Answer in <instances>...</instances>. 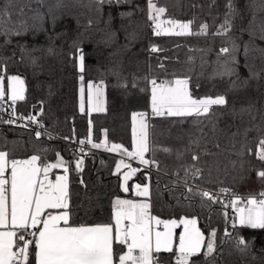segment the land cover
Masks as SVG:
<instances>
[{
    "label": "trees",
    "instance_id": "trees-1",
    "mask_svg": "<svg viewBox=\"0 0 264 264\" xmlns=\"http://www.w3.org/2000/svg\"><path fill=\"white\" fill-rule=\"evenodd\" d=\"M153 3L165 8L164 18L189 20L192 34L156 35L148 20V0L103 4L96 0H0V13H6L0 15V77L4 83L8 76L21 77L25 98L14 104L16 112H33L40 105L36 114L47 130L60 137L53 140L42 134L37 138L35 132L0 119V150L9 159L36 154L47 162L57 153L65 158L71 225L112 222L113 199L131 196L120 188L124 168L116 173V163L123 159L138 169L132 180L148 183L153 216L164 220L194 217L206 239L216 230L213 255L205 258L202 249L190 258V264H264V243L257 241L262 230L233 228L234 211L203 198L201 189L182 183L200 169L198 187L250 193L240 184L254 178L259 187L255 191H264V178L257 175L264 171V161L256 156L264 138V53L258 51L264 49L260 38L264 35V0H231V10L229 0ZM202 25L207 26L203 33ZM74 42L83 50V72L78 57L71 55L76 52ZM233 44L236 63L229 66L235 71L220 75L230 59L220 50L231 49ZM153 47L157 51H151ZM81 76L85 83L104 87V111L82 112L79 108ZM177 78H189L194 97L222 95L226 104L212 106L210 114L199 121L154 116L148 107L150 81ZM3 99L10 101L8 96ZM133 113L146 114L151 150L145 157L156 161L150 164L151 172L138 160L128 162L127 156L117 152L104 148L81 152L72 144L87 140L91 122L94 143L106 139L109 147L120 144L131 151ZM193 155L199 159L194 161ZM80 159L82 170L78 172L76 161ZM226 230L230 236H225ZM241 236L247 246H237ZM124 250L123 245L114 244L116 259ZM34 253L32 245L29 264H34ZM154 255L157 264H174L176 253L174 249Z\"/></svg>",
    "mask_w": 264,
    "mask_h": 264
},
{
    "label": "snow or ice",
    "instance_id": "snow-or-ice-1",
    "mask_svg": "<svg viewBox=\"0 0 264 264\" xmlns=\"http://www.w3.org/2000/svg\"><path fill=\"white\" fill-rule=\"evenodd\" d=\"M112 2V0H96L97 4ZM119 2V0H117ZM228 8L231 10L232 4L229 0ZM148 19L153 22V31L156 35L175 34L191 35L189 30L191 22L180 23L175 20L162 21L160 17L165 13V8L157 7L153 0H148ZM6 15V13H0ZM159 21V23L157 22ZM167 23L172 25L171 29H162L161 25ZM225 20V24H228ZM91 24V21H89ZM224 28V25L221 26ZM207 26H201V33L206 31ZM179 29V31H176ZM227 29L225 28V32ZM199 34V33H197ZM219 34V33H218ZM264 39V35H261ZM73 47L76 52L71 54L78 57L79 69L84 70L83 50L78 42H74ZM151 51H157L155 47ZM236 46L231 49L221 48V54H228L229 61L224 66V71L220 75H231L235 68ZM249 49L245 45V55ZM264 53V49H258ZM255 75V74H254ZM4 78L0 77V81ZM8 80V99L14 105L17 101L23 100L24 81L18 76H11ZM83 82V76L80 77ZM151 88V112L157 117H195L197 121L201 117L210 114L211 107L223 106L226 104L224 96L196 98L189 90V78H177L172 81L158 83L155 79L150 81ZM88 108L91 111H104L99 98L102 96L101 85L89 82L87 86ZM83 83L81 85V111H84ZM5 91L0 86V101L3 100ZM94 96L96 103L94 104ZM13 115L15 112L13 110ZM23 119V117H20ZM33 123H37L35 117H29ZM12 124L14 120L3 121ZM132 150L124 148L120 144L108 146L107 140L94 143L91 139V122L89 137L81 140L80 143L89 144L94 149L104 148L109 152H117L121 156L138 160L140 164L148 166L156 161L145 159V154L149 152V125L145 113L132 114ZM42 126V125H38ZM39 138L41 132H36ZM198 143V141H193ZM162 151L170 149L162 148ZM83 150L81 149V152ZM7 153L0 151V229H6L11 224L13 230H0V264H29L30 246L35 247V264H157L158 258L154 253L173 252L174 250V230L183 225V231L179 234V242L175 245L174 264H190V258L197 256L203 249V255L208 258L216 251V230L213 229L207 239L197 227L196 218L181 217L179 221L161 220L150 214L149 185L135 184L134 195L145 198L140 201L121 199L119 197L112 201V222L98 223L94 225L81 224L73 226L70 224L69 208V169L66 162L57 153L55 163L38 166L40 157L33 155L24 160H11V180L5 178V169L9 164ZM257 159L264 161V138L259 141ZM192 159L198 160L197 155ZM82 159L76 161V170H82ZM62 168L64 174L56 176L55 182L49 180L51 169ZM122 168L128 169L122 176L120 188L123 192H129L128 181L136 174L138 169L126 164L123 159L116 163V173H120ZM187 171V170H186ZM200 169H196L195 174H199ZM257 175L264 178V171H259ZM10 183V207L6 185ZM81 183H83L81 181ZM192 191L191 188L188 189ZM228 193V189H221ZM203 198L211 200L213 203H221L225 208L231 206L234 210L232 227H248L253 229H264V192L260 193V199L249 198L246 201L234 198L228 203L219 200L213 194L204 191L200 192ZM47 210H63L53 213ZM10 216V220H9ZM227 218V213H225ZM61 222L63 226H61ZM42 225V227H38ZM155 226L163 225V231L157 230ZM36 229V231H29ZM31 236L32 239H26ZM231 233L225 231V236ZM22 242V244L17 243ZM114 243L123 245L126 250L121 252L116 259ZM237 246H247V241L241 236L237 238Z\"/></svg>",
    "mask_w": 264,
    "mask_h": 264
},
{
    "label": "built area",
    "instance_id": "built-area-1",
    "mask_svg": "<svg viewBox=\"0 0 264 264\" xmlns=\"http://www.w3.org/2000/svg\"><path fill=\"white\" fill-rule=\"evenodd\" d=\"M13 110L15 112V115L12 114ZM20 117H23V119H21ZM29 117H35L36 120L38 121V124L33 123L30 119H27ZM0 119H3L5 121L14 120L15 122L12 124H14L16 126H20V127L24 128L26 130H29V131H33L35 133L39 131V132H41V134L48 135V136L52 137L53 140L60 138V137H58V135H56V134H54V133H52L46 129L42 120L38 117V115L36 113L29 112V113H25V114H18L16 112L15 107L12 104V102L7 101L5 99L0 101ZM38 125H42V126H38ZM63 140H65V139H63ZM72 144H74V146L77 148L78 151H81V149H82L83 150L82 152H86V151L92 149V147L87 143L82 145L80 142L72 141ZM127 161L128 162L131 161V162H134L136 164L134 159H129ZM147 168L150 172L152 171L151 170L152 168L150 167V165H148ZM198 180H199V175H197V174L194 175V173H191L190 178L188 180H186L185 182H182V183L184 185H187V186H192L196 189H201L203 192L207 191V192L213 194V196L219 198L224 203H228L234 198H240L243 201H246L247 199L253 198V197L260 199L261 197L259 194L264 192V191L260 190V191L248 193V192H242V191L238 192V191H235L233 189H228L229 192L225 193V192L221 191L220 187H215L213 189H209V188L201 187V186L198 187L197 186ZM229 209L234 211L231 206H229ZM159 227H161V225L158 226V229H159ZM26 239H32V237L26 235ZM18 243L22 244V242H19V241H18Z\"/></svg>",
    "mask_w": 264,
    "mask_h": 264
},
{
    "label": "rangeland",
    "instance_id": "rangeland-1",
    "mask_svg": "<svg viewBox=\"0 0 264 264\" xmlns=\"http://www.w3.org/2000/svg\"><path fill=\"white\" fill-rule=\"evenodd\" d=\"M149 10V9H148ZM160 20H162V21H168V20H175V19H171V18H164V17H160ZM175 21H178V22H180V23H188L189 22V20H175ZM158 23H159V21H157ZM161 28L162 29H171L172 28V25H170V24H167V23H163L162 25H161ZM176 31H179V29H176ZM188 31H191V25H190V28H189V30ZM163 33V32H162ZM78 67H79V60H78ZM11 76H15V75H11ZM11 76H8V77H11ZM7 77V78H8ZM19 77V76H18ZM21 78V77H20ZM22 79V78H21ZM23 80V79H22ZM82 83H83V88H84V93H83V101H84V110H87L88 112H89V108H88V102H87V96H88V90H87V86H88V83H85L84 82V80H83V82H81V80L79 79V96H78V103H79V108L81 109V85H82ZM7 85H8V80H6V82L4 83V79L2 80V81H0V86H2L3 88H4V91H5V96H8V87H7ZM100 85V84H99ZM6 86V87H5ZM23 87H24V90H25V84L23 85ZM151 88H152V85H150L149 86V91H148V94H149V99H148V107H149V112H151ZM101 89H102V96L99 98V102L102 104V106H103V108H105V89H104V87L101 85ZM215 98V97H214ZM94 104L96 103V98H95V96H94ZM91 112H96V111H91ZM152 113V112H151ZM145 159H147L146 157H145ZM126 164H128V163H126ZM130 164V163H129ZM140 164V163H139ZM131 165V167L132 168H135L134 166H133V164H130ZM141 166H144V165H142V164H140ZM125 171H128V169H126V168H124V170H122L121 171V183H122V176H123V173L125 172ZM131 182H135V183H133L132 184V186H130V183ZM135 184H137V181L136 180H132V178L131 179H129V181H128V186H129V189L132 191V192H134V188H133V186L135 185ZM145 184H148V183H145ZM145 184H143V185H145ZM142 185V186H143ZM241 186H242V188L243 189H246V190H249V192H255V189L257 188V184H256V181H254V178H249V179H245V180H242L241 181V184H240ZM240 186V187H241ZM129 190V191H130ZM137 199L138 200H141V199H145V198H141V197H137ZM148 199V198H147ZM186 218H194V217H186ZM173 219H175V220H177V221H179L180 220V218H173ZM173 219H170V220H173ZM161 220H164V219H161ZM154 227H155V225H154ZM160 231H163V225H162V228H161V230ZM178 232V235H176V233ZM183 231V225H180L179 227H177L175 230H174V246L176 245V244H178V242H179V234L181 233Z\"/></svg>",
    "mask_w": 264,
    "mask_h": 264
},
{
    "label": "crops",
    "instance_id": "crops-1",
    "mask_svg": "<svg viewBox=\"0 0 264 264\" xmlns=\"http://www.w3.org/2000/svg\"><path fill=\"white\" fill-rule=\"evenodd\" d=\"M0 151H2V152H5L4 150H0ZM6 153V152H5ZM33 155H36V154H32V155H30V156H28V157H24V158H15V159H9L8 158V156H7V160L9 161V164H8V166L6 167V169H5V173H4V176H5V178L6 179H8L9 180V182H10V180H11V166H10V161L11 160H24V159H28V158H30L31 156H33ZM39 156V155H38ZM40 157V156H39ZM61 157V156H60ZM62 158V157H61ZM64 161H65V158H62ZM56 160H57V157H55V158H53V159H51V160H48L47 162H45V161H42L41 160V158H40V160L38 161V166H43V165H46V164H49V163H55L56 162ZM64 174V172H63V169L62 168H56V169H51L50 170V172H49V176H48V178H49V180H51L52 182H55V179H56V176H58V175H63ZM68 177H69V172H68ZM133 183H135V182H131L130 183V186H132V184ZM6 188H7V190H8V197H9V207H10V197H11V193H10V183L8 184V185H6ZM259 189V187L257 186V188L255 189V190H258ZM129 192H131V196L130 197H123V196H117V197H119V198H121V199H128V200H135V201H140V200H138L137 199V196H135L134 195V192H132L131 190L129 191ZM117 197H115V198H117ZM114 198V199H115ZM113 199V200H114ZM68 202H69V198H68ZM148 202L150 203V200H149V198H148ZM47 211H51V212H53V213H56V212H58V211H63V210H47ZM67 211H68V209H67ZM149 211H150V214L153 216V214L151 213V211H152V207H151V205H150V209H149ZM235 215V214H234ZM9 220H10V216H9ZM198 224V223H197ZM61 226H63V223L61 222ZM74 226V225H73ZM76 226V225H75ZM77 226H79V225H77ZM38 227H42V225H40V226H38ZM153 227H154V225H153ZM156 228H157V230H161V228H162V225H161V227H159V229H158V227L157 226H155ZM250 229H253V228H250ZM257 229H259V228H257ZM0 230H13L12 229V227H11V224L9 223V225H8V227L6 228V229H0ZM260 230H262V233H264V229H260ZM29 231H36V229H30ZM177 232V231H176ZM202 232V231H201ZM176 235H178V232L176 233ZM17 243H18V241H17ZM115 244V243H114ZM35 248V247H34ZM124 248H125V250H126V247L124 246ZM174 249H175V246H174ZM124 250V251H125ZM118 260V259H117ZM34 264H35V256H34Z\"/></svg>",
    "mask_w": 264,
    "mask_h": 264
},
{
    "label": "water",
    "instance_id": "water-1",
    "mask_svg": "<svg viewBox=\"0 0 264 264\" xmlns=\"http://www.w3.org/2000/svg\"><path fill=\"white\" fill-rule=\"evenodd\" d=\"M39 109H40V105L35 106V107L33 108V110H34L33 113H36ZM257 241H258L259 243H261V242L264 243V233L258 237Z\"/></svg>",
    "mask_w": 264,
    "mask_h": 264
}]
</instances>
